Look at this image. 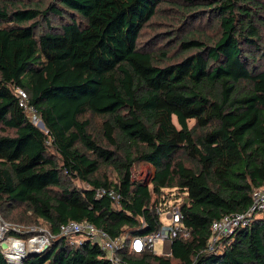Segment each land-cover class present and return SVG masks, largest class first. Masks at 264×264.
I'll return each mask as SVG.
<instances>
[{"label": "trees", "instance_id": "obj_1", "mask_svg": "<svg viewBox=\"0 0 264 264\" xmlns=\"http://www.w3.org/2000/svg\"><path fill=\"white\" fill-rule=\"evenodd\" d=\"M42 1L0 0V213L54 238L19 262L0 248V264H264V211L207 250L211 223L247 211L264 186V0H175L178 25L198 26L148 51L139 38L166 0ZM143 162L149 183L131 177ZM169 200L189 238L167 257L125 249L113 263L58 236L69 221L149 234Z\"/></svg>", "mask_w": 264, "mask_h": 264}, {"label": "built area", "instance_id": "obj_2", "mask_svg": "<svg viewBox=\"0 0 264 264\" xmlns=\"http://www.w3.org/2000/svg\"><path fill=\"white\" fill-rule=\"evenodd\" d=\"M15 92L18 98V106L24 111L28 120L33 125L42 129L43 127H40L42 123L39 114L34 106L29 103L27 94L21 88H17ZM147 165V169L144 170L141 169L143 167L140 165V174L138 176H134L131 173L132 179L149 183L154 173H152L149 164ZM147 171H150V176L147 174ZM102 195H106L115 201L118 200V195L112 190H98L97 197ZM251 201V207L247 211L225 215L221 219L211 223V235L207 244L208 251L219 250L218 243L221 240L231 236L238 228L246 227L253 215L264 211V186L255 188L252 191ZM155 213L158 216L159 224L154 232L145 235L133 236L127 239L125 237L111 238L89 222L69 221L59 226L58 236L66 238L73 245H80L83 242L95 244L113 263H118L120 253L125 249L136 254L148 252L155 256L167 257L171 254L173 242L179 237L183 239L189 238V232L181 222L179 200H169L168 202L160 204L156 207ZM12 230L11 225L3 221L0 217V245H7L6 250H1L9 260L15 262H19L28 250H35V253L43 250L54 238L48 230H44L24 242L22 239L12 235L10 233ZM15 242L21 244V249H15L12 246ZM159 243L161 244V251L157 252L154 248Z\"/></svg>", "mask_w": 264, "mask_h": 264}, {"label": "rangeland", "instance_id": "obj_3", "mask_svg": "<svg viewBox=\"0 0 264 264\" xmlns=\"http://www.w3.org/2000/svg\"><path fill=\"white\" fill-rule=\"evenodd\" d=\"M48 2L49 0H43L42 1L43 7L46 6V3ZM174 3H175V0H166V4H164V6L162 7L161 12H159L155 16V18H153L147 24V26L142 30V35L139 38V42H140V47L143 48L144 51H148V48H147L148 44H151L153 48H155L158 45H160L161 42H164L167 38H172V37H173L172 41L174 43L172 47H174L177 44L176 42L178 41V39L181 36H184L186 32L192 28V26H198L197 22L194 24L185 25L184 27L178 25L177 22L179 21L176 18H181V13H179L178 11H175L174 6L173 7L170 6ZM199 24H201L200 31L206 30V32H211V28L209 26H206V24L204 23V20H202ZM165 32H168V35H165ZM166 47H168V42L163 45L162 49H166ZM94 125L96 126V124ZM190 125H192L191 122H190ZM140 165L143 168H141ZM139 167L142 170H144V169H147L148 165L143 162V163H139L138 165L133 166L131 173L134 176H138V174H140ZM150 167H151L152 173H154L153 167L152 166ZM104 171L107 172V168H105ZM147 174H149L150 176V171H147ZM108 176L111 180L114 179L113 173L110 170L108 171ZM74 185L84 188V189L88 188V185L86 183H80L78 181L74 182ZM0 217L3 221L11 225V228H13L12 231L16 230L14 233H16L17 236L15 235V237L22 239L24 242L27 241L28 238H31L32 236L37 234L38 232L47 230L43 225L41 226L40 224L39 225L37 224L36 225H26V224H17L16 220L12 222L8 221L3 218L1 213H0ZM164 222L166 223V221ZM12 231L10 233H13ZM154 249L157 252H160L161 244L160 243L156 244Z\"/></svg>", "mask_w": 264, "mask_h": 264}, {"label": "water", "instance_id": "obj_4", "mask_svg": "<svg viewBox=\"0 0 264 264\" xmlns=\"http://www.w3.org/2000/svg\"><path fill=\"white\" fill-rule=\"evenodd\" d=\"M40 127H43L42 124H40ZM0 248L2 250H6L7 249V245L6 244H1ZM15 249H21V245L19 246L18 244L14 246ZM35 250H28V252H34ZM35 253V252H34Z\"/></svg>", "mask_w": 264, "mask_h": 264}, {"label": "bare ground", "instance_id": "obj_5", "mask_svg": "<svg viewBox=\"0 0 264 264\" xmlns=\"http://www.w3.org/2000/svg\"><path fill=\"white\" fill-rule=\"evenodd\" d=\"M17 244H18L19 246L21 245V244H19V243L15 242L14 244H12V246H15V245H17Z\"/></svg>", "mask_w": 264, "mask_h": 264}]
</instances>
